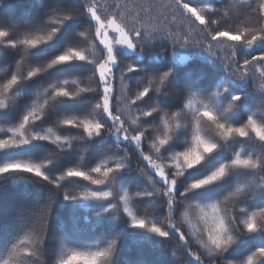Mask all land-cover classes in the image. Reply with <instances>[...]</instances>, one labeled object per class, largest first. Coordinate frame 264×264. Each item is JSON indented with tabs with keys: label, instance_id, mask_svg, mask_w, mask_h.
Instances as JSON below:
<instances>
[{
	"label": "trees",
	"instance_id": "obj_1",
	"mask_svg": "<svg viewBox=\"0 0 264 264\" xmlns=\"http://www.w3.org/2000/svg\"><path fill=\"white\" fill-rule=\"evenodd\" d=\"M116 2L121 5L123 13V16L118 19L125 22L127 29L145 25L146 31L154 29L157 34L154 37H147L148 43L143 47L137 46L134 53L124 52L120 45L116 46L118 56L116 69L118 71L127 68L130 64L136 65L135 72L124 73V84L127 85L125 91L129 95L137 91V86L141 85L146 78L170 70V76L166 82L167 87L161 93L155 94V99L166 110L173 108L171 111H175V108L183 103L179 97L165 95V92L171 93L179 86L186 90L183 93L186 94L185 103L187 99H191L194 107H199L201 101L209 102L210 100L216 105L222 118L230 123L246 122L249 115H254L258 120L264 119V92H262L264 76L260 75L261 69L257 67L256 77L249 85H245L230 77L220 60L217 59V57L222 58L234 66L231 53L236 42L226 38L211 41L210 37H205L198 31L192 32L188 27L189 21L184 17L178 16L176 21H172L171 9H167L164 13L167 21L164 16H157L156 13H153L155 19L151 22L147 18L140 20L135 17V12L138 11L136 6L141 4L147 6L149 0H95L102 17L112 14L111 5ZM152 2H157V0H152ZM159 2L167 4L169 0H159ZM261 2L264 0H191L194 6L204 12L208 29L232 32L244 27L256 26L254 19L249 16L248 5L251 4V7L255 8ZM83 8V0H0V18H3L8 26L18 27L21 31L25 28L48 30L44 27L45 25L49 27L55 25L57 20L70 12L74 13L71 19L60 26V31L52 41L29 52L28 58L24 64L20 65L19 70L24 72L29 67V63L35 64L47 60L69 45L84 47L90 59L98 56L99 48L92 46L91 36L88 38V44H80L85 38L79 36V33L93 23L90 17L78 14ZM225 12L227 16L224 15ZM134 19L137 21L135 24ZM173 24H180L184 34L189 35L190 38L195 36L196 39L210 41L216 57H213L203 47L181 48L178 45L172 47L168 40L159 39V35H162ZM196 27L198 30L203 26L197 22ZM17 38H22V35L18 34ZM261 51H264V43L254 50L237 46L236 59L242 63L244 54L249 52L256 54ZM181 57H186V59L181 61ZM19 58L16 50L0 44V83L4 82L11 72L17 71L15 61ZM92 72L93 65L74 61L67 65L55 66L36 78L22 80L10 94L13 99L9 101V106L6 109H0V127L6 132L7 128L17 126L24 112L32 106L38 94L43 93L44 88L50 83L56 80H68L69 89L74 90L77 86H88L87 77ZM73 80H78L79 85H72ZM153 83L155 84L156 81ZM17 92L19 95H16ZM217 92L219 95H214ZM233 95H239L240 100L229 108L228 105ZM151 97L152 94L146 97L144 103H149ZM96 100L95 93L82 94L76 98H60L55 102V106L50 108L47 114L36 123L35 129L29 128L25 131V135H29L33 130L47 131L51 128L52 131L49 134L53 138L57 135L61 136V144L68 143L69 147H60L50 141L32 140L27 145L0 150V165L13 161L39 163L46 174L58 180L64 176L69 167L80 168L97 177L99 174L93 173V168L112 166L116 159L123 158V161L129 163L130 167L121 170L114 180L104 186L91 185L89 181H84L82 178L65 176L63 180H59L61 188H57L30 173L12 172L0 175V260L12 258L18 260L19 264H60V261L66 259L73 251L91 254L115 239L117 248L110 264H191V258L186 254L175 232H172L169 238H159L146 230L132 227L131 218L123 212L124 202L122 200L118 202L116 199L127 190L129 208L138 219H144L148 223L155 221L161 227H165L166 219L177 223L181 231L190 237L192 251L199 253L205 259V264H209L205 258V250L192 235L194 229L191 223H195L196 227L201 230L206 227L199 219L201 215L199 208L185 209L178 202L176 210L168 216L165 198L155 191L162 185L159 183L153 185L148 179L151 170L140 158L139 149L134 144L118 147L114 134L88 137L82 129L58 123V120L64 117L81 116L83 118L86 112L94 106ZM39 102L42 103V98ZM182 116L181 123L188 124L187 139L178 132V138L161 150L164 156L171 157L175 151H183L192 146L193 112L191 109H186ZM162 117L163 113H161ZM156 123L160 124L161 128L163 127L162 119ZM170 123L174 124V121L170 120ZM207 132L215 137L213 129L209 128ZM3 138L5 134L0 132V139ZM63 138H67V142ZM215 138L220 146L212 154L214 159H231L235 151H241L242 155L250 154L264 161V141H259L254 136L234 138L229 141ZM144 147L147 152L148 145L145 144ZM124 148H127V156H125ZM165 163L166 171L169 168L175 171V166L170 159ZM138 167L144 169L147 174L141 173ZM206 171V168L189 169L178 180V189L182 190V186L194 178H199L200 174ZM241 183L245 185L244 192L222 203L221 215L227 211L237 213V209L233 208V204L237 202H239V207L246 208L249 212L264 211V167L230 173L218 184L209 186L212 189L211 199L198 200V202L206 205L217 199L222 200L224 195H227L229 191H234ZM98 187L113 191L114 197L106 201L82 197L76 200L64 198L63 190L75 193ZM253 189L255 194H253ZM143 191H151L153 195L151 197L137 195ZM195 198L200 199V197ZM110 203H117V207L105 211ZM49 205L50 211L48 212L47 206ZM185 211H187L188 219H185L183 215ZM206 211L211 213L210 208H206ZM41 237L43 243H41ZM262 242H264V230L247 236L241 235L226 256L239 259ZM14 247H29L38 255L27 257L21 253L19 256H14ZM73 264H84V261L78 259ZM216 264H219L218 257Z\"/></svg>",
	"mask_w": 264,
	"mask_h": 264
},
{
	"label": "snow or ice",
	"instance_id": "obj_2",
	"mask_svg": "<svg viewBox=\"0 0 264 264\" xmlns=\"http://www.w3.org/2000/svg\"><path fill=\"white\" fill-rule=\"evenodd\" d=\"M84 8L78 13L90 17L91 25L84 31L79 33V36L85 38L84 42L88 44V38L91 36L92 46L99 48V55L90 59L84 47L67 46L63 51L55 54L38 63H29L26 71L21 72L20 65L25 63L29 52L33 49H38L40 46L52 41L60 31L65 21L73 16V12L65 15L62 19L56 21L55 25H45L44 30L37 28L36 30L23 29L15 26H8L3 18H0V44L6 45L10 49L16 50L19 54V60L15 61L17 71L10 73L4 82L0 83V109H6L9 106V101L13 99L10 95L22 80L38 77L41 73L53 69L55 66L67 65L74 61L87 62L93 65V72L87 77L88 86H77L74 90L69 89L68 80H56L44 88L43 93L38 94L37 99L32 106L28 108L19 120L15 127L5 129L0 127V132H4L5 138L0 139V150L17 148L22 145H27L32 140L50 141L60 147H69L70 144H61L62 137L57 135L53 138L52 129L47 131L33 130L29 135H25V131L29 128L35 129V125L46 114L47 111L55 106L60 98H76L82 94L95 93L97 100L94 106L81 116L64 117L58 120L59 124L70 126L72 128L82 129L88 137L100 136L102 134H114L117 139V146L135 145L139 149V156L142 161L151 170V175L148 179L153 185L159 183L161 188L155 189L157 193L162 194L165 198L168 207V216L176 210L179 202L185 209L197 207L200 210L199 219L206 226L204 230L196 227L195 223H191L194 229L192 235L196 237L197 242L205 250V258L209 264H216L217 257L219 264H264V242L249 250L246 255L239 259L228 258L226 253L237 243L241 235H250L264 230V211H251L246 208L239 207V202L233 204V208L237 209V213L227 211L221 215V204L232 200L234 197L240 196L245 189L244 184H238L234 191H229L223 199H217L215 202L202 205L198 200L211 199L213 186L222 181L230 173L237 170H257L264 167V161L259 158H254L252 155H242L241 151H235L231 159L217 160L212 158V154L216 152L220 146L215 137L220 140L229 141L234 138H248L254 136L259 141H264V119L258 120L254 115H249L246 122L233 124L222 118V115L217 111L216 105L210 100L209 102H200L199 107H194L193 101L187 99L183 94L186 90L177 86L171 93L165 92V95H172L182 99L183 103L180 107L167 108L155 99V94L161 93L167 87L166 82L170 76V70L161 74L146 78L145 81L137 86L138 90L129 95L125 89L124 73H133L136 70V65L130 64L127 68L117 70L118 56L116 54V46H126L128 49H136L137 46L143 47L148 43L147 37L156 36L155 30H147L146 26L132 27L130 30L126 28L125 22L118 17H122L121 5L116 2L111 5L112 14L102 17L100 9L95 3V0H83ZM138 11L135 12V17L140 20L147 18L150 22L155 19L153 13L157 16H164L167 21V16L164 14L167 9H171L172 21H176L178 16L184 17L189 21V29L192 32H199L205 37H210L211 41H219L223 38L236 42L233 46L231 57L234 61V66L228 61L217 57L220 60L226 73L235 78L236 81L243 82L249 85L253 78L256 77V69H261L260 75L264 76V51L251 54H244L242 63L236 59L237 46L244 49L254 50L261 43H264V2L257 4L255 8L248 5L249 16L254 19L255 27H244L235 32L226 30L211 31L207 27V21L204 12L197 6H194L185 0H169L167 4L152 2L149 0L147 6L141 4L136 6ZM107 11V10H105ZM227 16V13H224ZM137 21L134 19L133 23ZM203 26L197 30L196 23ZM10 23V22H9ZM94 24V27H93ZM112 30V35H109V30ZM22 35V38L17 36ZM161 40H168L172 47L177 45L181 48L188 47H203L207 52L216 57L213 46L207 39H196L195 36L190 38L184 34L180 24H173L158 37ZM250 57V58H248ZM181 61L186 57H181ZM94 81V83H93ZM153 81H156L154 84ZM72 85H79L78 80H73ZM264 92V89H262ZM152 94L150 102L145 104V98ZM16 95H19L17 92ZM219 95V92L214 93ZM42 98V103L39 102ZM240 100L239 95H233L228 107H233ZM186 109H191L193 112L192 120L194 128L192 129L191 144L192 146L183 150L175 151L174 154L164 156L161 150L165 149L170 142L183 135L187 139L188 124H182V113ZM161 113L163 117L161 118ZM91 117V118H89ZM151 118V119H150ZM162 119L163 127L156 123ZM174 121L173 123H170ZM135 125V127H131ZM214 130L215 137L210 136L207 130ZM10 133V134H9ZM203 133V134H202ZM67 142V138H63ZM148 145V151H145L144 145ZM125 156H127V148H124ZM155 157V158H154ZM171 160L175 166V171L169 168L166 171L165 161ZM51 163V161H47ZM130 167L129 163L123 161V158L116 159L112 166H97L92 169L93 173L99 174V177L83 171L80 168L69 167L59 180L66 177L82 178L84 181H89L91 185L104 186L109 181L115 179L117 175L126 168ZM206 168L207 171L201 173L199 178H194L186 185L182 186V190L178 189V180L184 176L189 169ZM141 173L147 174L144 169L139 168ZM12 172H25L34 174L49 183L61 188L58 179L51 178L45 171L42 170V165L30 161H13L0 165V175ZM253 194L255 190L253 189ZM66 200H76L77 198L109 200L114 197L111 190H104L103 187L96 189L88 188L79 192H69L63 190ZM137 195L151 197V191H143ZM195 197H200L196 199ZM119 202L122 200L123 212L127 213L131 218V225L136 229H143L150 234H154L159 238H169L172 232L185 248L186 254L191 258V264H205V259L199 253L192 251L190 246V237L181 231V227L177 223L166 219L165 227L158 226L157 222H146L144 219H138L129 208V196L127 190L122 196L116 197ZM117 203L108 204L105 211L114 209ZM206 208L211 209V213L206 211ZM47 211H50V205L47 206ZM185 219H188L187 211L184 212ZM243 217V219H240ZM259 219V223H258ZM239 220V222H238ZM46 225V220H45ZM44 226H42L43 228ZM206 232V234H205ZM41 243L43 238L41 237ZM117 241L111 240L105 247L99 248L91 254H84L73 251L66 259H62L60 264H73L76 260L84 261V264H110V261L116 251ZM23 254L27 257H36L37 252L29 247H14L13 255L19 256ZM0 264H19L18 260L7 258L0 260Z\"/></svg>",
	"mask_w": 264,
	"mask_h": 264
},
{
	"label": "rangeland",
	"instance_id": "obj_3",
	"mask_svg": "<svg viewBox=\"0 0 264 264\" xmlns=\"http://www.w3.org/2000/svg\"><path fill=\"white\" fill-rule=\"evenodd\" d=\"M109 35L111 36L112 35V30L110 29L109 30ZM123 51L124 52H127V53H134L136 52V49H128L126 46H121Z\"/></svg>",
	"mask_w": 264,
	"mask_h": 264
}]
</instances>
